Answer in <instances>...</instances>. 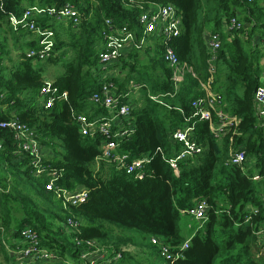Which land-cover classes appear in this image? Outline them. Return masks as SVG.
<instances>
[{
	"label": "trees",
	"instance_id": "obj_1",
	"mask_svg": "<svg viewBox=\"0 0 264 264\" xmlns=\"http://www.w3.org/2000/svg\"><path fill=\"white\" fill-rule=\"evenodd\" d=\"M260 1L264 0L142 1L145 9L148 3L171 5L180 13L181 31L166 43L179 62L189 65L197 76L187 73L173 98H163L169 108L146 96L140 102L124 99L135 107L131 108L127 120L132 133L118 142L117 152L128 154L129 161L149 158L143 178L136 179L105 161H100L97 169L95 162L104 138L82 136L74 117L84 114L96 119L107 115L102 107L90 101L105 80L97 61L101 29L108 19L115 27L126 25L138 32L141 10L137 0H0V26L5 25L16 35H31L33 38L27 42L26 50L35 48L38 38L33 32L25 25L19 24L14 29L10 24L11 17L20 19L26 11H31L34 15L25 20L27 27L33 23L36 28L50 29L54 33V52L59 55L49 57L46 63H61L63 68L52 80V90L57 96L55 102L45 109L38 96L44 73L43 68L36 67L38 61L27 59L22 51L14 66L6 70L1 65L0 51V124L15 118L33 129L41 146L43 164L62 174L57 181L58 188L85 187L88 190L85 202L64 209L62 200L56 198V190L45 189L47 178L34 175L29 157L15 154L17 144L13 134L0 127V171L3 174L0 210L4 218L0 221V233L5 230L11 239H19L20 231L29 226L38 232L44 247L57 251L62 257L65 254L74 257L73 239L103 241L107 235L100 221H106L162 238L171 251L177 253L173 264H213L217 257L220 258L218 264H259L252 252L251 238L264 219V180L253 182L249 177L258 174L264 179V132L257 126L253 107L254 91L260 86V66L257 52L248 47L241 32H244L242 28L250 26L252 31L258 29L264 38V10L259 6ZM67 3L81 13L76 27L57 25L47 14V10L58 11ZM232 18L242 24L241 30L223 31ZM207 34H218L221 43L211 89L221 96L216 108L239 119L238 134L225 132L220 140L216 139L207 121L192 118V138L202 151L180 161L178 175H175L167 163L179 150V145L171 141V133L184 127L183 118L194 113L191 102L205 96L199 82L207 77ZM147 49L155 51L149 65L141 64L139 59L136 62L142 51L135 52L127 60H120V74L129 70L135 74L139 67H154L157 58L160 65L152 74L158 71L163 78L155 90L162 95L173 94L171 70L163 61L164 45L158 39L144 50ZM125 75L112 79L119 94L129 92L125 81L130 76ZM211 114L214 116V112ZM232 145L236 149L242 145L247 160H254L255 174L250 169L243 172L239 167L225 164ZM219 161L224 164L217 168ZM106 164L111 167L109 171L103 169ZM7 177H13L11 184L4 182ZM9 185L13 186L11 190ZM219 193L223 198L220 205L216 199ZM197 201H205L207 221L190 238L188 247L179 251L186 241L178 227L179 210L190 209ZM18 205L21 217H14L13 226L7 208L15 209ZM39 207H44L42 212ZM251 208L259 209V214L245 224ZM68 219L77 224L75 233L68 228ZM62 236L68 242L62 240Z\"/></svg>",
	"mask_w": 264,
	"mask_h": 264
},
{
	"label": "built area",
	"instance_id": "obj_2",
	"mask_svg": "<svg viewBox=\"0 0 264 264\" xmlns=\"http://www.w3.org/2000/svg\"><path fill=\"white\" fill-rule=\"evenodd\" d=\"M142 1L144 0H137L138 7L141 10L138 16V32L126 25L115 27L108 19L104 21L101 29L102 39L99 52L97 53V61L99 71L105 80L101 84L100 89L91 95L90 101L102 107L107 115L96 119L88 118L84 114H78L74 117L78 131L82 136L94 137L100 135L104 138L101 144L100 155L95 163L99 164L100 161H105L109 165H113L117 170L123 171L126 175L134 176L136 179L143 178L144 168L149 163V158L140 157L129 161L128 154L117 152V148L118 142L128 138L132 133V127L127 120L131 108L134 107L132 104L124 102V99H129L131 94L138 92L143 86L135 85L132 89L129 86V92L126 94H119L117 92L112 79L120 73V60H127L132 52L143 51L146 46L151 45L155 40L159 39L161 41L164 45L163 61L171 70V83L174 92L173 94L168 93L156 97L149 96V99L167 108L170 105L160 101L159 97L173 98L177 91H179L185 74L192 72V69L186 63L179 62L172 48L166 43L170 38L178 36L181 31L180 13L171 5L158 6L157 4L148 3L145 9L142 5L144 2ZM47 11L49 17L59 25L76 27L80 24L81 13L73 4L67 3L58 11L54 9ZM38 12L43 13V11ZM33 15L31 11H26L20 19L11 17L10 24L14 29L19 24L25 25L29 32H33L37 36L38 41L35 48L27 50L25 56L27 59L42 62L51 56H57L59 53L54 52V33L50 29L42 30L36 28L33 23L29 24L28 27L26 26L25 20ZM241 28L242 24L237 18L230 19L226 24L227 30L240 31ZM206 45L209 51V57L206 61L207 77L205 81L200 82V87L205 92V96L191 102L194 113L190 117L183 118L184 127L177 128L171 133V141L179 145L177 154L167 160L175 175H178V163L180 161L189 156L199 154L202 151V148L192 138L194 129L193 121H191L192 118L196 117L199 121H207L210 125V131L216 139H220L225 132H231L233 135L238 134L239 119L224 113L222 110H217L216 106L220 102L221 96L211 91L216 74L217 51L221 46L219 35H208ZM38 96L40 103L45 109L53 106L55 97L57 96L55 90H52V81L43 80V86ZM62 97H65V94ZM253 107L257 126L264 132V82L254 91ZM177 110L182 113L181 109ZM212 112H214V116L211 114ZM0 127L7 129L13 134L17 144L15 154H25L29 157V166L33 168L34 175L36 177L44 175L47 178L45 189L49 191L56 190V198L62 200L64 209L68 205L78 206L87 200L88 190L85 187H77L73 190L58 188L57 181L62 174L56 168L43 164L41 146L36 139L33 129L19 123L15 118L2 122ZM241 147L242 145L236 149L233 145L231 146L225 164L239 167L245 172L247 170V163L253 159L248 161L245 151ZM158 150L161 152L160 149ZM163 159L165 158L163 157ZM249 179L253 182L264 180L258 174L249 177ZM262 201L264 204V195L262 196ZM207 210L205 201L195 202L190 209L179 210L180 216L189 217L190 220L196 223V228L192 235L180 245L179 251L185 250L188 247L190 238L202 229L207 221ZM258 214L259 209L251 208L250 214L244 219V223H249L252 217ZM67 226L71 232H76L77 224L72 219H68ZM252 236L251 239L254 247L264 251V219L259 223ZM93 240L95 239L79 242L77 238L73 239L76 255L74 257H61L55 251L42 245L40 236L35 229L25 226L20 231L15 248H6L14 257V264H115L123 259L124 251L118 249L110 250L99 241L95 242ZM149 244L156 249L159 258L162 260V264H173V261L177 258V253L171 251V247L162 238L150 236ZM2 245L6 244L3 242Z\"/></svg>",
	"mask_w": 264,
	"mask_h": 264
},
{
	"label": "rangeland",
	"instance_id": "obj_3",
	"mask_svg": "<svg viewBox=\"0 0 264 264\" xmlns=\"http://www.w3.org/2000/svg\"><path fill=\"white\" fill-rule=\"evenodd\" d=\"M56 27L59 29L58 26ZM33 35L34 37H36L35 34ZM32 38L33 37L31 35H23V34L16 35L13 32H10L8 27H6L5 25H1L0 26V47H1L0 51L2 52V57H1L2 67L5 68L6 70H10L14 66V63L19 60V56L21 54L20 52L27 51L26 44L28 41H31ZM15 41L19 43L21 50L16 46L17 43ZM46 61L47 60L35 63L36 67H41L44 69L43 71L44 73L42 74L43 79L51 80V78H55L56 76L60 75L63 72L61 63L57 65H49L48 63H46ZM144 65H149V64H144ZM159 65H160V62L156 58L154 62V67H152L151 65L148 66V68L139 67L135 71V74L129 73L130 70L125 72L127 75L130 76V77L127 76L129 77V80L126 79L125 81L128 86L133 87L135 85H142L144 87L138 91L139 102L145 96L148 97L149 99V96L156 97V96L162 95V94H159L155 90V86L156 84L162 81L163 77L152 74V70L159 68ZM159 100L163 101L164 103L166 101V99H163V97H159ZM249 160L250 159H248V161ZM223 164H224L223 161H219L217 163V168L222 167ZM98 165L99 164H95L96 167ZM98 167L100 168V165ZM110 168L111 167H109L108 164L103 165V169L106 171H109ZM247 169L248 170L250 169L252 174L256 173L255 170L253 169V160H250L247 163ZM1 176H3V174L0 171V182L3 181V178H1ZM12 179L13 177H7L4 182L11 184ZM12 187L13 186L9 185V188H10L9 190H11ZM0 194H3L2 189L0 190ZM216 199L219 205L222 204L223 198L220 193L217 194ZM43 208L44 207H39L38 210L42 212ZM7 209H8V212H7L8 219L11 222V225L14 226L16 224L15 218L21 217L20 215L21 209L19 205L15 209L13 206ZM3 219H4L3 212L0 210V221H2ZM189 223L193 225V222L192 220H190L189 217H180L178 221V227H179L180 234L184 237L188 236L189 233H191V230L187 229V225ZM100 225H102L103 229L105 230L107 237L103 239V241L101 240H93V241L95 242L99 241L102 245H105V247L110 250L118 249V250L124 251L123 259L115 264H144V259H143L142 254L149 253L150 250L153 254V257H154L153 261L155 262V264H162V260L155 254V251L152 249V246L149 244L150 235L140 232L133 228L119 226L116 224L108 223L106 221H100ZM61 239L68 242V239H66L64 236H62ZM251 248H252L253 254L255 255L256 262L259 264H264V251H261L259 248H255L253 245L251 246ZM0 251H1V246H0ZM256 254L258 255L257 257H256ZM219 259L220 258L217 257L214 260L213 264H218Z\"/></svg>",
	"mask_w": 264,
	"mask_h": 264
},
{
	"label": "crops",
	"instance_id": "obj_4",
	"mask_svg": "<svg viewBox=\"0 0 264 264\" xmlns=\"http://www.w3.org/2000/svg\"><path fill=\"white\" fill-rule=\"evenodd\" d=\"M259 6L261 8H263V10H264V1H260ZM222 30L224 31V30H226V28L224 27V29H222ZM241 35L248 42V45H249L248 47L251 50H254L257 52V56L259 57V66H260L258 78H259L260 85H261L264 82V76H263V74H264V38H262L261 32L258 29H255L252 31L250 29V26L246 27V29H244V32H241ZM207 36H208V34L205 35V42L207 41ZM154 52L155 51L151 50V49L150 50L147 49V50L142 51L141 53H139L138 57L136 58V62L139 59L141 64H149V62L155 58ZM132 53H135V52H132ZM132 53H130V54H132ZM129 59H131V57H129ZM188 67L191 68L189 65H188ZM125 74H126L125 72H123L121 74L119 73V75H121L120 78L126 76ZM154 74L159 75L160 77L162 76V74L158 71L154 72ZM190 74H192L194 77L197 76V74L193 73V72H191ZM43 80H46V79H43ZM52 80H53V78H51V80H47V81H52ZM200 82H202V81L200 80ZM200 82H199V86H201ZM131 89H132V87H131ZM211 89H213V86ZM212 91H214V90H212ZM214 93H215V91H214ZM217 94H219V93H217ZM137 96H138V92L131 94L129 96V98H130V100L139 101V98ZM137 105L139 106L140 103H138ZM192 222H193V225L190 223L187 225V229H190L191 233H189V235L185 237V240H187L192 235L194 229L196 228V223L194 221H192ZM3 242L6 245L3 246L2 245ZM17 243H18V239H11V237H9V235L7 234V231H5V230L1 231V233H0V244L2 247H1V251H0V264H14V262H15L14 257L7 251V248L14 249L15 246L17 245ZM152 249L155 251V254L157 255L156 249L154 247H152ZM55 252L58 254L57 251H55ZM142 255H143V259H144V264H155V262L153 261L154 257H153L151 250L149 251V253H143ZM65 256H68V255L65 254Z\"/></svg>",
	"mask_w": 264,
	"mask_h": 264
}]
</instances>
